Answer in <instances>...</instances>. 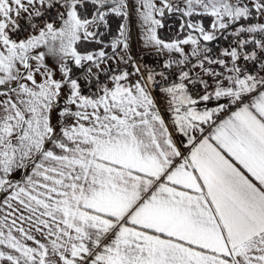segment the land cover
Wrapping results in <instances>:
<instances>
[{"label": "snow or ice", "instance_id": "6c2138e0", "mask_svg": "<svg viewBox=\"0 0 264 264\" xmlns=\"http://www.w3.org/2000/svg\"><path fill=\"white\" fill-rule=\"evenodd\" d=\"M0 264H264V0H0Z\"/></svg>", "mask_w": 264, "mask_h": 264}]
</instances>
